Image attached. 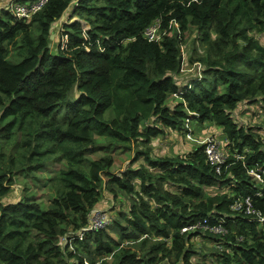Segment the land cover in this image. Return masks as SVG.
<instances>
[{
  "label": "trees",
  "instance_id": "obj_1",
  "mask_svg": "<svg viewBox=\"0 0 264 264\" xmlns=\"http://www.w3.org/2000/svg\"><path fill=\"white\" fill-rule=\"evenodd\" d=\"M32 1L0 5V264H264V125L234 117L241 105L264 111V0H46L27 17L11 11ZM152 23L165 31L158 40L144 34ZM183 64L192 75H177ZM187 121L223 135L220 172L205 143L153 153L155 138L185 135ZM118 149L130 161L114 172ZM20 172L23 192L4 201ZM33 178L54 192L46 203L27 188ZM105 192L108 222L83 230ZM247 195L254 212L231 210ZM216 223L225 233L204 227Z\"/></svg>",
  "mask_w": 264,
  "mask_h": 264
},
{
  "label": "rangeland",
  "instance_id": "obj_2",
  "mask_svg": "<svg viewBox=\"0 0 264 264\" xmlns=\"http://www.w3.org/2000/svg\"><path fill=\"white\" fill-rule=\"evenodd\" d=\"M4 0H0V5ZM64 17L61 20H58V22L52 27V38H50V46L53 48V51L56 50L57 44H58V38L60 35L61 28V22L62 20L66 21V17L68 15V10H65L63 13ZM68 21V19H67ZM63 23V22H62ZM61 24V25H60ZM83 24V23H82ZM196 37V32L191 31L187 33V37L185 39V45L182 46V56L185 60L187 57V54L189 50L192 48V41ZM66 38V37H65ZM182 60V63L183 61ZM185 63V62H184ZM186 69L185 71H180L177 75L178 76H189L192 75L191 69L194 65L188 66L187 64H183ZM188 66V67H186ZM219 89L222 91L223 87L219 86ZM170 102V101H169ZM239 110L237 109L236 113H234V117L238 122H241L243 124H249L252 126L255 125H264L263 119H264V111L260 108L259 104H249L243 107ZM217 135L218 138H223V135L220 131L216 132V129L210 127L209 123L206 124H194L192 122L188 123V129L187 133L185 135H182L178 132L170 131L167 135L163 137L155 138L152 141L153 145V153L154 154H162V153H180L183 151L188 150L189 148H192L199 144V140L202 138H206L209 136H215ZM7 146H4L3 148L6 149ZM103 148H98L95 154L91 153V156L100 155L103 153ZM10 152V149H7V153ZM7 153L5 154V162H8V156ZM115 155V162L113 164V171L116 172L118 170H121L125 167V165L130 161L129 155H131V152L128 151V149H123L122 152L118 149L117 151H113ZM61 167L60 163L53 164V168ZM25 175L24 172L18 173V177H16L18 180L15 181V185L13 186V190L10 192V194L3 198L4 201L15 200L16 197L19 196L21 192H23V185L21 182V178ZM40 175L44 178L49 176V173L46 171H42ZM27 181V188L34 190L36 192V195L38 198H41L44 203L48 201V198H52L54 196V192L52 189L46 185L40 184L41 182L38 181V179H26ZM47 187V188H45ZM105 195L102 197L101 201L96 205V208H99L106 212L108 214L109 207L111 206V197L110 194L107 192L104 193ZM109 215V214H108Z\"/></svg>",
  "mask_w": 264,
  "mask_h": 264
},
{
  "label": "built area",
  "instance_id": "obj_3",
  "mask_svg": "<svg viewBox=\"0 0 264 264\" xmlns=\"http://www.w3.org/2000/svg\"><path fill=\"white\" fill-rule=\"evenodd\" d=\"M46 0H35L32 2H16L12 3L11 11L13 14L17 17H27L32 12L40 8L42 4H44ZM170 25H173L178 30V24L177 22L171 20ZM159 23H152L149 26H147L144 30V34L149 40H158L161 35L165 32L164 30L162 32L159 31ZM66 35H63L62 42H65ZM182 50V47H181ZM195 65V64H194ZM198 66V63H196ZM189 121H187L186 125L188 126ZM224 138H218L217 135L215 136H209L206 138H202L199 140L200 143H205L204 151L207 157V160L214 166V169L216 172H220L221 165L224 163L226 153L222 149V142ZM199 143V144H200ZM248 173H250L255 180L262 181L261 175L254 171L253 169H249ZM231 210H240L244 211L246 213L254 212V208L252 205L251 197L245 196V197H239L232 201L230 204ZM260 215V214H259ZM260 219H263V216H259ZM108 222V215L106 212L99 208H94L89 213V221L88 223L82 228L83 230H89L94 229L97 227H103ZM188 228L191 226H187ZM187 227H183L182 230H185ZM204 227H208L212 232L215 233H225L226 229L222 226L221 223H216L214 225L207 226L204 224ZM82 229L78 230V235H81L83 233Z\"/></svg>",
  "mask_w": 264,
  "mask_h": 264
},
{
  "label": "water",
  "instance_id": "obj_4",
  "mask_svg": "<svg viewBox=\"0 0 264 264\" xmlns=\"http://www.w3.org/2000/svg\"><path fill=\"white\" fill-rule=\"evenodd\" d=\"M73 1H77V0H73ZM64 17V15L62 14L61 17H60V20ZM50 38H52V33L50 34ZM50 42L48 43V45L50 46Z\"/></svg>",
  "mask_w": 264,
  "mask_h": 264
},
{
  "label": "clouds",
  "instance_id": "obj_5",
  "mask_svg": "<svg viewBox=\"0 0 264 264\" xmlns=\"http://www.w3.org/2000/svg\"><path fill=\"white\" fill-rule=\"evenodd\" d=\"M60 20V19H59Z\"/></svg>",
  "mask_w": 264,
  "mask_h": 264
}]
</instances>
